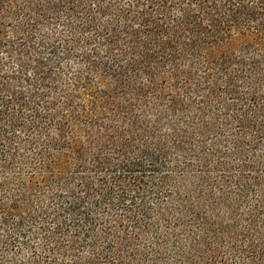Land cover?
Here are the masks:
<instances>
[{"label":"trees","instance_id":"16d2710c","mask_svg":"<svg viewBox=\"0 0 264 264\" xmlns=\"http://www.w3.org/2000/svg\"><path fill=\"white\" fill-rule=\"evenodd\" d=\"M0 264H264V0H0Z\"/></svg>","mask_w":264,"mask_h":264}]
</instances>
